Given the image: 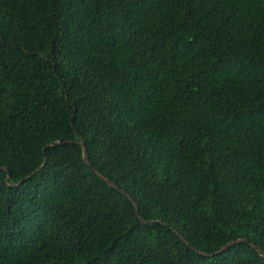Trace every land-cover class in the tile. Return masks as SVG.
<instances>
[{"label": "trees", "instance_id": "1", "mask_svg": "<svg viewBox=\"0 0 264 264\" xmlns=\"http://www.w3.org/2000/svg\"><path fill=\"white\" fill-rule=\"evenodd\" d=\"M0 264H264V0H0Z\"/></svg>", "mask_w": 264, "mask_h": 264}]
</instances>
